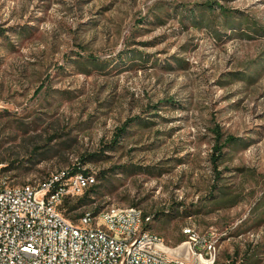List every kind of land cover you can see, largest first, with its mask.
I'll list each match as a JSON object with an SVG mask.
<instances>
[{"label":"rangeland","instance_id":"obj_1","mask_svg":"<svg viewBox=\"0 0 264 264\" xmlns=\"http://www.w3.org/2000/svg\"><path fill=\"white\" fill-rule=\"evenodd\" d=\"M206 3L258 29L182 16ZM216 125L244 143L217 170ZM96 153L86 168L109 172L95 203L64 211L74 223L139 206L171 247L195 234L217 240L219 264L246 251L264 264V0H0L8 176L36 185Z\"/></svg>","mask_w":264,"mask_h":264},{"label":"built area","instance_id":"obj_2","mask_svg":"<svg viewBox=\"0 0 264 264\" xmlns=\"http://www.w3.org/2000/svg\"><path fill=\"white\" fill-rule=\"evenodd\" d=\"M5 166L0 162V264L217 262V240L198 246L192 234L171 247L147 228L153 216L139 206L113 204L98 213L86 210L77 224L68 219L64 200L83 195L97 182L92 168L70 176L62 171L34 185L15 183Z\"/></svg>","mask_w":264,"mask_h":264},{"label":"trees","instance_id":"obj_3","mask_svg":"<svg viewBox=\"0 0 264 264\" xmlns=\"http://www.w3.org/2000/svg\"><path fill=\"white\" fill-rule=\"evenodd\" d=\"M220 10L219 12L217 10ZM183 12V17L185 18H191V20H193V22H198L200 28H202L206 22V17L205 15H209L212 13L217 12L218 15L217 17H219L220 21H224V25L223 26H228V25H236V29H241L242 25L248 26L249 29L254 30V29H258L257 26L254 25V23H249V21H245L246 19L243 17V15H233L229 10L223 8V7H219L216 6V4L214 5L213 3H206L203 5V7L200 8H193L188 10V12L185 14V12L183 11V9H181ZM176 15L177 16H181L177 9H176ZM156 18H158V16L156 15ZM235 18H240V19H235ZM203 20V21H202ZM218 20V19H217ZM238 26V28H237ZM219 28V26H218ZM221 34V31L218 30V35ZM245 36H248V33H245ZM90 60L92 62L95 61V59L90 58ZM88 65L87 66H91L92 63H89L90 61H86ZM95 67H106L105 64H100V63H94ZM88 68V67H87ZM238 73H235L234 75H237ZM133 120V119H132ZM131 124V121H128L127 123H125V127L118 129L117 131V135L121 136L125 131L127 126H129ZM214 134L216 135V146H215V150L217 152V154L213 155L212 157V162L214 163V166L217 170V167L220 165V161L221 158L224 156L225 154V150L224 148L226 147H231V148H235L240 146L241 143L239 141V139L237 137L234 136H225V134L222 132V129L220 128V126L216 125L215 128L213 129ZM101 157V154L96 153V154H89L88 156L84 157L81 162L75 166L73 168V171L71 172H67V175H74L77 172H83L85 174H87L89 172V169L86 168V164L89 160H98ZM122 167H116V169H121ZM5 170L7 171V166H5ZM108 170H104V171H100L99 173L96 174V178L98 181H103L106 178V175L108 174ZM101 185H99L98 183H95L94 185L90 186L88 189H86V191L84 192L83 195L76 197V201H72L73 198H66L64 200L63 203V210L65 211L66 214H70L74 211H79L81 210L83 207L93 204L96 202V198L99 195ZM227 194V193H226ZM221 203L223 204H227L226 206H234L237 203V197L236 196H230L228 198H226L225 200H222ZM101 209L97 208L94 210V213H98ZM82 213L80 214H76L75 218L79 219L81 217ZM184 241V240H181ZM240 256V252L236 253V257ZM250 256V257H249ZM241 262L235 261L233 258H230L226 264H260L259 259H257L256 255H251L249 251H246V253L243 254V257H241ZM239 262V263H238ZM216 264H219V257L217 259Z\"/></svg>","mask_w":264,"mask_h":264}]
</instances>
